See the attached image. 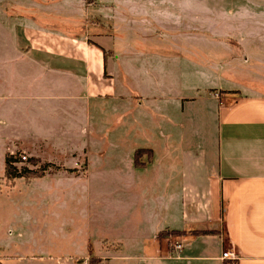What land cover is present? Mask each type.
I'll list each match as a JSON object with an SVG mask.
<instances>
[{
  "label": "crops",
  "instance_id": "crops-1",
  "mask_svg": "<svg viewBox=\"0 0 264 264\" xmlns=\"http://www.w3.org/2000/svg\"><path fill=\"white\" fill-rule=\"evenodd\" d=\"M159 2L77 0L70 4L75 10L64 28L36 22L26 9L3 15L1 38L7 46L0 47V157L21 151L33 155L37 164L70 170L9 177L2 159V172L14 182L10 188L26 191L5 196L56 198L70 192V180L87 178L109 150L125 149L122 156L133 173L151 170L153 204L161 214L155 225L131 230V224L129 230L124 211L118 212L114 229L130 234L110 237L106 231L112 225L105 224L107 230L96 242L71 255L75 263L89 254V264H232L222 253L234 251L236 264H264V34L258 37V49L242 44L244 63L241 54H228L221 65L215 64L216 84L191 85L189 96L163 92L157 90L156 73L171 62V55L140 48L149 42L164 47L171 39L168 27L167 34L153 31L155 23L164 30L163 20L171 17ZM16 21L21 34L14 36L7 25ZM92 26L108 27L114 34L92 36ZM203 56L199 51L198 57ZM155 60L163 66L156 69ZM182 61L194 65L190 70L212 68L203 58L200 63ZM204 100L212 105L214 131H206L203 145L175 142L174 129L179 131L183 122L160 106L177 102L186 116L188 103ZM143 135H149L144 144L130 140ZM144 153L146 160L141 159ZM23 231L19 228L1 243L26 244ZM176 243L181 250L174 248ZM11 257L0 254V264L44 260Z\"/></svg>",
  "mask_w": 264,
  "mask_h": 264
},
{
  "label": "rangeland",
  "instance_id": "rangeland-1",
  "mask_svg": "<svg viewBox=\"0 0 264 264\" xmlns=\"http://www.w3.org/2000/svg\"><path fill=\"white\" fill-rule=\"evenodd\" d=\"M24 2L26 4H22ZM29 3H39V5ZM76 3L77 0L71 2L61 0L59 3L55 0H0V47L7 46L1 38L3 15H13L26 9L25 12L35 16L36 22L44 23L47 27L64 28L70 22V12L75 10L74 7L70 9V4L76 5ZM40 4L45 8H41ZM159 4L160 7L164 6L165 10L169 9L171 17L169 20L160 18L164 22L161 25L164 30L155 23L153 31L167 34L166 27H168L171 39L165 40L164 47H157V44L149 42L140 48L144 51L161 52L166 56L171 55V62L164 64L165 69H161L160 74L156 73L159 80L155 81L158 83L156 87H160V89L157 87V90H163V92L176 94L182 91L183 95L189 96L191 85L216 84L213 75L217 72L213 70L215 64L221 65L220 62L225 60L228 54L233 57L241 54V63H244L246 55L242 44L249 43L252 49H258V37L264 34V0H160ZM7 26L9 30L10 26L13 27L11 29L13 35L14 33L21 34L18 21L15 25L12 22V25L8 23ZM92 27L94 28L91 32L92 36H95L93 34L105 36L114 34L108 27ZM201 34L203 37L200 41ZM199 51L204 55L202 58L205 63L210 61L211 69L206 68L209 65H204L205 69L202 71L190 70V67L194 65L188 61H182V58H185L198 63V60H202L198 57ZM158 64L156 69L163 66L161 63ZM225 74L226 71H223L221 75ZM169 102L160 106L161 110L170 112L171 118L183 122L179 131L174 129L175 142H182L192 147L203 145L207 139L206 131L211 132L215 129L212 105L205 100L196 102L195 105L188 103L185 106L186 116H181L182 113L178 110L179 103ZM158 120L161 121L162 118ZM149 135L150 138L155 137V135ZM140 136L131 137L130 140L144 144L148 136ZM128 142L129 139L125 141L126 144ZM125 146L127 145L122 146V149ZM109 152L110 155L92 165L91 173L87 178L80 177L70 180V192L59 193L58 197L48 200L41 199L39 196H27L22 199L5 196L8 193L16 194L26 191L10 188L14 182L2 172V159L6 158V153L3 154L0 157V254L12 256L9 259L22 256L44 259L27 264H82L90 258L89 254L80 258L76 261L77 263L71 255L86 248L87 242H96L107 230L105 224L112 225L113 229L106 231L107 234H111L110 237L123 238L130 234L123 233L119 227L118 231L114 229L120 220L118 212L124 211V228L129 229L131 224H133L131 230H134L136 225L147 223L155 225L157 215L159 216L161 211L156 204H153L152 195L156 191L151 185V170L140 168L133 173L122 156L125 149L117 148ZM12 156L15 160L13 165L17 174L23 168L43 175L53 176L58 172L70 174V170H59L44 163L37 164L35 157L26 152L17 151L12 153ZM22 156L25 160L21 158ZM141 159L146 160L147 155L144 153ZM75 170L80 169L75 168ZM30 178L32 177L25 178V181L28 182ZM46 186L51 187V183ZM39 188L42 189V187ZM149 211L153 214L146 213ZM19 228H24L21 239L26 244L15 246L1 243L2 239L11 240L16 236ZM28 257L25 259H30ZM87 264H89L88 261Z\"/></svg>",
  "mask_w": 264,
  "mask_h": 264
},
{
  "label": "trees",
  "instance_id": "trees-1",
  "mask_svg": "<svg viewBox=\"0 0 264 264\" xmlns=\"http://www.w3.org/2000/svg\"><path fill=\"white\" fill-rule=\"evenodd\" d=\"M86 1H91V0H86ZM141 153V150L137 151L136 154H135V161L137 162L138 161V157H139V154ZM15 160L13 159V156L12 155H8L6 156V159H5V173L10 176V177H15V176H22V175H25V174H31V170L27 169V168H23L22 171L20 173H16V170H15V167L13 165V162Z\"/></svg>",
  "mask_w": 264,
  "mask_h": 264
},
{
  "label": "built area",
  "instance_id": "built-area-1",
  "mask_svg": "<svg viewBox=\"0 0 264 264\" xmlns=\"http://www.w3.org/2000/svg\"><path fill=\"white\" fill-rule=\"evenodd\" d=\"M21 158L23 160H25V157L24 156H22ZM174 248L177 251H179V250H181V245L178 244V243H176L174 245ZM222 259H229V260L232 261L231 262L232 264H236V261H237L238 257H237V254L234 251H225V252L222 253ZM82 264H87V261L85 260Z\"/></svg>",
  "mask_w": 264,
  "mask_h": 264
}]
</instances>
